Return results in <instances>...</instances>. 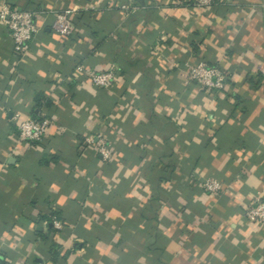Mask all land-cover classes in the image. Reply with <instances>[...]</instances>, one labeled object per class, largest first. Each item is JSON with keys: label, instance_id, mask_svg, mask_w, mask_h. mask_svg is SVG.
<instances>
[{"label": "crops", "instance_id": "obj_1", "mask_svg": "<svg viewBox=\"0 0 264 264\" xmlns=\"http://www.w3.org/2000/svg\"><path fill=\"white\" fill-rule=\"evenodd\" d=\"M190 1L0 0L39 11L25 55L0 20V264H264V224L245 215L264 197V0ZM62 9L67 35L50 25ZM202 60L223 89L189 79ZM79 63L116 79L97 87ZM38 94L47 133L21 142L14 113ZM97 131L110 160L82 142Z\"/></svg>", "mask_w": 264, "mask_h": 264}, {"label": "built area", "instance_id": "obj_2", "mask_svg": "<svg viewBox=\"0 0 264 264\" xmlns=\"http://www.w3.org/2000/svg\"><path fill=\"white\" fill-rule=\"evenodd\" d=\"M231 0H192V3L199 7H212L218 4H227ZM119 8L126 12L135 11L138 6L124 1L119 3ZM37 9L22 8L4 2L0 7V20L8 27L13 39V49L17 54L25 55L31 49L32 39L38 30ZM51 28L61 34L67 35L73 29V23L70 18V9H62L57 11L51 21ZM189 79L198 83L202 88L207 90H221L226 85L225 72L215 64H209L206 61H198L189 65ZM75 73L83 75L93 85L97 87L111 86L117 76L115 67L96 71L79 63L75 67ZM14 118L18 127V140L40 141L48 130L50 119L44 117L23 116L21 112L16 111ZM82 142L89 148L93 149L101 155L105 160L114 157V147L112 142L107 138L105 132L97 131L88 134ZM203 187L206 191L218 193L223 188V183L217 178L209 177L204 180ZM246 217L257 223L264 224V197L258 192L254 194L245 205ZM51 224L61 229L62 220L57 216H53ZM22 264H44L42 262H30Z\"/></svg>", "mask_w": 264, "mask_h": 264}, {"label": "trees", "instance_id": "obj_3", "mask_svg": "<svg viewBox=\"0 0 264 264\" xmlns=\"http://www.w3.org/2000/svg\"><path fill=\"white\" fill-rule=\"evenodd\" d=\"M192 3V0L190 1ZM52 104L51 100L49 99H45L44 97H42L40 94L37 95L36 97V105H35V109H34V115L33 117H44L43 115H37L36 114V109H41L43 108V106H50ZM46 220L48 221V226L51 232H57L59 229L55 228L52 224H51V220L53 218V216H57L58 218H60V214L58 211L56 210H49L48 213H46L45 215ZM38 236L43 238V239H48L49 235L43 233L42 231H38ZM52 250H53V256L55 257L56 254V244L53 242L52 243Z\"/></svg>", "mask_w": 264, "mask_h": 264}]
</instances>
